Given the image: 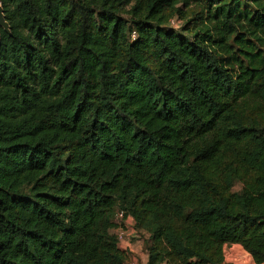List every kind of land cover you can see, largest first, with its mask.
I'll return each mask as SVG.
<instances>
[{
  "label": "trees",
  "instance_id": "obj_1",
  "mask_svg": "<svg viewBox=\"0 0 264 264\" xmlns=\"http://www.w3.org/2000/svg\"><path fill=\"white\" fill-rule=\"evenodd\" d=\"M0 3V264H264V0Z\"/></svg>",
  "mask_w": 264,
  "mask_h": 264
},
{
  "label": "rangeland",
  "instance_id": "obj_2",
  "mask_svg": "<svg viewBox=\"0 0 264 264\" xmlns=\"http://www.w3.org/2000/svg\"><path fill=\"white\" fill-rule=\"evenodd\" d=\"M1 5V3H0ZM180 30V28H179ZM241 185L238 184L235 187V190H240ZM133 226V225H132ZM113 232H116V229L113 230ZM134 235V234H133ZM133 238H136L137 240L141 241L142 250L146 253H148V244L151 241V236L149 233H141L138 232L133 236ZM120 245H124V243H120ZM126 247H122V249L125 250ZM133 257V254L131 256V259ZM225 257L227 258L226 264H257L252 257V255L247 252L244 247L240 244H233V245H227L225 247ZM132 260H130L129 263H131ZM128 263V264H129Z\"/></svg>",
  "mask_w": 264,
  "mask_h": 264
},
{
  "label": "crops",
  "instance_id": "obj_3",
  "mask_svg": "<svg viewBox=\"0 0 264 264\" xmlns=\"http://www.w3.org/2000/svg\"><path fill=\"white\" fill-rule=\"evenodd\" d=\"M129 238L125 241L124 245L121 247H126L132 254V262L129 264H147L148 263V253L142 250L141 241L133 238V233L129 232ZM227 258H225L226 262Z\"/></svg>",
  "mask_w": 264,
  "mask_h": 264
},
{
  "label": "built area",
  "instance_id": "obj_4",
  "mask_svg": "<svg viewBox=\"0 0 264 264\" xmlns=\"http://www.w3.org/2000/svg\"><path fill=\"white\" fill-rule=\"evenodd\" d=\"M180 25H181V21L179 19L174 18L171 20V26L178 28ZM123 217H124V213L120 211L117 214V219L121 220L123 219ZM132 225H133V220L129 219L125 222V224H120V226L116 228V234L118 236L119 245L120 243H125V241L128 240L130 236L129 232H132L134 235L137 233V230ZM125 249L128 250L127 248Z\"/></svg>",
  "mask_w": 264,
  "mask_h": 264
},
{
  "label": "water",
  "instance_id": "obj_5",
  "mask_svg": "<svg viewBox=\"0 0 264 264\" xmlns=\"http://www.w3.org/2000/svg\"><path fill=\"white\" fill-rule=\"evenodd\" d=\"M4 29L6 32L11 34V26L9 22L6 19V14L4 11V7L2 4L0 5V45L2 43V35H1V29Z\"/></svg>",
  "mask_w": 264,
  "mask_h": 264
}]
</instances>
